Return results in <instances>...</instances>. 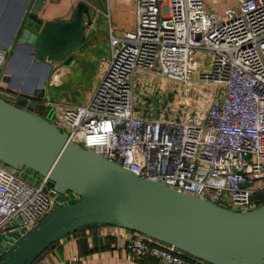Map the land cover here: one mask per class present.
<instances>
[{
	"label": "built area",
	"instance_id": "2783aa9c",
	"mask_svg": "<svg viewBox=\"0 0 264 264\" xmlns=\"http://www.w3.org/2000/svg\"><path fill=\"white\" fill-rule=\"evenodd\" d=\"M234 1L217 13L203 0H135L134 30L110 36L102 76L83 106L63 107L1 87L0 98L33 103L32 112L56 125L68 141L141 179L230 211L253 210L264 191V0ZM202 51L209 53L203 79L222 89L202 115H136L137 73L185 84ZM7 54L0 48V79ZM22 171L0 163V235L15 237L2 241L3 249L64 207L65 200H77L70 193L59 195L47 177ZM125 232V250L135 259L207 264L141 233ZM77 261L73 257L70 264Z\"/></svg>",
	"mask_w": 264,
	"mask_h": 264
},
{
	"label": "water",
	"instance_id": "95a60500",
	"mask_svg": "<svg viewBox=\"0 0 264 264\" xmlns=\"http://www.w3.org/2000/svg\"><path fill=\"white\" fill-rule=\"evenodd\" d=\"M88 2L77 3L69 21L43 22L37 13L45 0H23L4 47L7 61L22 46L30 62L45 66V76L51 62H71L69 54L90 25ZM32 96L44 97L43 81ZM33 106L0 98V163L47 177L59 195L77 200L53 209L0 264H34L56 242L92 226L135 231L207 264H264V204L234 212L141 179L68 141L56 125L33 113Z\"/></svg>",
	"mask_w": 264,
	"mask_h": 264
},
{
	"label": "crops",
	"instance_id": "0c3cea01",
	"mask_svg": "<svg viewBox=\"0 0 264 264\" xmlns=\"http://www.w3.org/2000/svg\"><path fill=\"white\" fill-rule=\"evenodd\" d=\"M81 0H45L37 13L43 22L69 21ZM206 6L217 13L235 5L234 0H212ZM23 0H0V48H4L13 31ZM218 5L216 10L213 6ZM90 25L84 31L83 42L69 56L68 64L51 62L46 68L29 61L28 50L16 47L9 58L0 79V87L22 96H30L42 85L44 101L63 107H78L87 104L103 73V62L110 55V36L121 38L134 30L136 23L135 0H89ZM86 21V18H85ZM5 49V48H4ZM199 54V53H198ZM138 74V73H137ZM150 75V74H149ZM45 76V79H44ZM29 175L26 176L28 178ZM63 206L69 204L65 200ZM73 202V199L70 200ZM9 237V238H7ZM15 238L10 233L0 235V253L8 250L1 242ZM127 234L124 229L113 226H92L75 232L52 245L34 264H158L151 257L135 259L125 250Z\"/></svg>",
	"mask_w": 264,
	"mask_h": 264
},
{
	"label": "rangeland",
	"instance_id": "374dc122",
	"mask_svg": "<svg viewBox=\"0 0 264 264\" xmlns=\"http://www.w3.org/2000/svg\"><path fill=\"white\" fill-rule=\"evenodd\" d=\"M203 1L205 6L213 5L212 0ZM213 7L219 9L218 5ZM208 60L209 53L206 51L195 56L197 68L185 84L170 83L149 74H136L133 81V107L136 115L153 119H181L185 115H202L207 106L222 93L220 87L202 77L203 72L207 70ZM23 173L24 171L19 175ZM260 198L262 205L264 193Z\"/></svg>",
	"mask_w": 264,
	"mask_h": 264
},
{
	"label": "trees",
	"instance_id": "16d2710c",
	"mask_svg": "<svg viewBox=\"0 0 264 264\" xmlns=\"http://www.w3.org/2000/svg\"><path fill=\"white\" fill-rule=\"evenodd\" d=\"M262 193H264V191L258 194V197H259L260 200H262V198H260L261 195H262ZM262 204H263V203H262ZM82 230H83V229H82Z\"/></svg>",
	"mask_w": 264,
	"mask_h": 264
}]
</instances>
